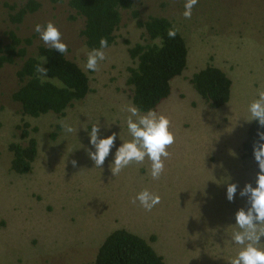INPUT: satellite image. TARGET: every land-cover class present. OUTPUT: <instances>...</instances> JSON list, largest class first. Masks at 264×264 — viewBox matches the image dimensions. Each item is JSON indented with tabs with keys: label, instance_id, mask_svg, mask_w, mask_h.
I'll return each instance as SVG.
<instances>
[{
	"label": "rangeland",
	"instance_id": "rangeland-1",
	"mask_svg": "<svg viewBox=\"0 0 264 264\" xmlns=\"http://www.w3.org/2000/svg\"><path fill=\"white\" fill-rule=\"evenodd\" d=\"M1 1L19 8L28 0ZM37 1L40 9L22 23L11 22L10 9L1 5L0 38L7 40L10 30L31 38V56L46 45L35 25L52 21L67 45V57L87 72L91 91L63 116H24L13 100L23 60L0 68V264H92L104 238L117 228L147 240L155 236L153 247L166 264H229L241 248L231 239L238 230L235 213L248 207L240 191L247 183L255 187L258 173L241 147L252 122L246 121L248 106L264 87V0H198L191 19L183 16L186 0L136 2L140 20L168 17L188 45L184 74L174 78L171 95L155 110L169 118L175 134L159 180L151 177L147 158L116 176L109 167L116 149L131 140L129 113L121 109L133 105L126 81L133 65L128 49L143 41L137 20L123 12L116 43L103 49L106 59L93 72L85 68L90 50L80 35L84 20L74 15L69 0ZM210 62L232 80L230 100L219 108L208 107L189 80ZM60 121L74 131L57 130ZM24 122L37 138L38 155L32 170L19 175L11 169L9 146L22 142ZM96 123L99 138L117 134L102 168L87 154L95 151L89 133ZM228 183L237 184L231 202ZM144 189L161 197L150 212L138 200L132 203Z\"/></svg>",
	"mask_w": 264,
	"mask_h": 264
},
{
	"label": "trees",
	"instance_id": "trees-1",
	"mask_svg": "<svg viewBox=\"0 0 264 264\" xmlns=\"http://www.w3.org/2000/svg\"><path fill=\"white\" fill-rule=\"evenodd\" d=\"M139 0H69L74 15L84 20L81 37L89 50L100 47V39L106 37L108 46L116 43L117 32L123 19V12L129 11L142 28V42L129 47L133 65L128 67L127 86L133 105L146 113L156 110L169 98L174 78L184 74L188 66V45L174 23L164 16H149L139 19L135 4ZM8 6L9 19L22 23L24 18L40 9L37 0H28L19 6L0 0V6ZM12 11V12H11ZM75 18V16H72ZM175 27L178 31L169 38L168 30ZM7 40L0 38V68L6 64L23 60L17 71L20 87L13 94V100L21 105L24 116L40 117L48 113L63 116L75 102L81 101L90 93V78L74 60L46 45H39L33 55L28 56L32 39L20 37L14 30L5 33ZM106 47V48H107ZM38 57H46L48 69L46 77H41L35 68ZM190 84L210 108L227 104L231 97L232 80L228 74L213 63L195 72ZM22 142H13L11 169L16 174L29 173L38 155L37 138L30 135L29 123L20 125ZM60 130L61 125H56ZM258 132H264L255 120L247 130L242 142V156L252 160L259 172L258 163L253 155V145L259 140ZM56 132L52 137H56ZM150 240L124 228L110 232L100 244L92 264H166L164 257L153 247Z\"/></svg>",
	"mask_w": 264,
	"mask_h": 264
},
{
	"label": "clouds",
	"instance_id": "clouds-1",
	"mask_svg": "<svg viewBox=\"0 0 264 264\" xmlns=\"http://www.w3.org/2000/svg\"><path fill=\"white\" fill-rule=\"evenodd\" d=\"M198 0H186L183 16L191 19L192 9ZM40 39L57 52L64 54L67 52L66 43L61 40V32L58 27L48 21L45 25L37 24L34 28ZM175 27L168 30L169 38H174L177 34ZM100 47L93 48L87 52L85 68L89 71H98L99 62L106 59L105 49L108 46L106 37L100 39ZM36 72L41 77H46L48 69L43 65L47 64L46 57H38ZM257 97L248 106L250 119L257 121L264 127V87L257 90ZM122 111H127V128L131 135V140L123 142L115 151L114 161L109 165L113 176L132 163L142 164L145 158L151 161L150 175L154 180H159L165 169L164 161L170 156L168 148L175 143V134L171 131V121L163 114H158L154 109H149L146 113H141L135 105L128 104ZM65 132L71 133L74 129L64 121H60ZM99 123L93 124L91 128L90 144L95 151L88 150L89 158L94 162L95 167L102 168L106 158L110 155L111 149L115 146L116 133L108 135L106 138H99ZM259 140L253 145V155L258 163L259 172L256 177V186L251 183L245 184L240 191L241 197H247L248 207L240 208L235 213V225L238 230L232 233L231 239L235 244L241 246L237 256L230 260L229 264H264V246L261 238L264 237V132H258ZM235 155V153H233ZM75 167L76 160L71 161ZM237 192V184H227V199L231 202ZM139 201L145 211H151L160 203L161 197L158 194L144 189L133 198L132 203Z\"/></svg>",
	"mask_w": 264,
	"mask_h": 264
}]
</instances>
